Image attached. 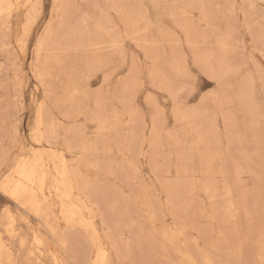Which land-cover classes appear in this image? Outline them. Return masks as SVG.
I'll return each instance as SVG.
<instances>
[{
    "label": "rangeland",
    "instance_id": "374dc122",
    "mask_svg": "<svg viewBox=\"0 0 264 264\" xmlns=\"http://www.w3.org/2000/svg\"><path fill=\"white\" fill-rule=\"evenodd\" d=\"M76 262L264 264V0H0V264Z\"/></svg>",
    "mask_w": 264,
    "mask_h": 264
},
{
    "label": "bare ground",
    "instance_id": "6f19581e",
    "mask_svg": "<svg viewBox=\"0 0 264 264\" xmlns=\"http://www.w3.org/2000/svg\"><path fill=\"white\" fill-rule=\"evenodd\" d=\"M4 2H5V0H4ZM40 104H41V103H40ZM41 106H42V104H41ZM41 113H42V111H41ZM183 118H184V117H183ZM102 129H103V128H102ZM98 130H99V129H98ZM100 130H101V128H100ZM42 133H43V132H42ZM35 139H36V138H35ZM83 149H84V148H83ZM85 149H86V148H85ZM86 150H87V149H86ZM56 154H57V153H56ZM58 155H59V154H58ZM62 157H63V156H62ZM56 158H58V157H56ZM35 159H36V158H35ZM35 159H34V160H35ZM37 161H38V160H37ZM52 161H53V160H52ZM76 161H77V160H76ZM40 162H41V160H40ZM43 162H44V161H43ZM45 162H46V161H45ZM77 162H78V161H77ZM36 164H37V163H36ZM38 164H39V163H38ZM38 164H37V165H38ZM46 164H47V163H46ZM32 167H33V166H32ZM36 167H37V166H36ZM42 167H43V166H42ZM23 168H24V167H23ZM34 168H35V167H33V169H34ZM62 168H63V167H62ZM62 168H61V170H63ZM35 169H36V168H35ZM55 169H56V168H55ZM42 170H43V169H42ZM21 171H22V169H21ZM30 171H31V169H30ZM25 172H26V170H25ZM25 172L20 173V176H21L22 180L29 181L30 178H31V177H29V173H30V172H28V174H26ZM63 172H64V171H63ZM16 173H17V172L15 171V175H16ZM18 173H19V172H18ZM64 173H65V172H64ZM34 174H35V173H34ZM39 174H40V173H39ZM48 174H49V173H48ZM57 174H58V173H57ZM32 175H33V174H32ZM32 175H31V176H32ZM43 175H44V174H43ZM45 175H46V174H45ZM46 176H47V175H46ZM63 177H64V176H63ZM66 177L68 178L69 176H66ZM66 177H64V178H66ZM72 177H73V176H72ZM60 178H61V177H60ZM44 179H45V178H44ZM61 181H62V180H61ZM82 181H83V180H82ZM43 182H44V181H43ZM67 182H68V181H67ZM17 183H18V182H17ZM27 183H28V182H27ZM45 183H46V182H45ZM65 183H66V182H65ZM65 183H64V184H65ZM18 184H19V183H18ZM20 184H22V182H21ZM20 184H19L20 187H18V188L15 190V192H14V195H15V196H16V195H20V194L23 193V188L21 187L22 185H20ZM43 184H44V183H43ZM70 184H71V186H72V183H70ZM70 184H68V185H70ZM11 185H12V184H11ZM16 187H17V186H16ZM16 187H15V188H16ZM43 188H44V186H43ZM61 188H62V187H61ZM69 188H70V187H69ZM69 188H68V189H69ZM25 189H26V188H25ZM27 189H28V188H27ZM79 190H80V189H79ZM26 191H27V190H26ZM57 191H58V190H57ZM92 192H93V195H94V194H97V192H96V193H95L94 191H92ZM92 192H91V193H92ZM66 193H67V192H66ZM83 193H84V191H83ZM85 193H86V192H85ZM57 194H59V193H57ZM58 198H59V197H58ZM80 198H81V197H80ZM37 199H38V198H37ZM37 199L35 198V201H36ZM93 199H94V197H93ZM96 199H97V197H96ZM69 200H70V199H69ZM35 201H34V202H35ZM90 201H91V200H89L88 203H90ZM93 201H94V200H93ZM93 201H92V202H93ZM94 202H95V201H94ZM29 204H30V203H29ZM36 204H37V203H36ZM90 204H92V203H90ZM94 204L97 205L96 202H95ZM106 204H107V203H106ZM37 205H39V203H38ZM32 206H33V205H32ZM34 206H35V210H36V205H35V203H34ZM34 206H33V207H34ZM97 206H98V205H97ZM22 207H23V206H22ZM84 207H85V206H84ZM39 208H40V206H39ZM37 209H38V208H37ZM98 210H99V209H98ZM67 211H68V210H67ZM68 212H69V211H68ZM68 212H67V213H68ZM70 212H71V211H70ZM37 213H38V211H37ZM65 213H66V212H65ZM72 215H73V212H72ZM101 215H102V214H101ZM51 216H52V215H51ZM44 218H45V217H44ZM45 219H46V218H45ZM51 219H52V217H51ZM54 219H55V218H54ZM73 219H75V218H73ZM67 220H69V219H67ZM49 221H50V220H48V222H49ZM53 222H54V221H53ZM69 222L71 223V221H69ZM49 223H51V222H49ZM8 224H9V223H8ZM55 224H56V223H55ZM49 225H50V224H49ZM74 225H75V224H74ZM79 225H80V224H79ZM9 227H10V226H9ZM49 227H50V226H49ZM11 228H12V227H11ZM52 228H53V227H52ZM57 228H58V227H57ZM59 228H60V227H59ZM72 228H73V227H72ZM105 228H106V227H105ZM74 230H75V229H74ZM57 231H59V230H57ZM72 231H73V230H72ZM76 231H77V229H76ZM65 232H67V231H65ZM68 232H69V231H68ZM70 232H71V231H70ZM77 232H78V231H77ZM84 232H85V231H84ZM73 233H75V232H73ZM73 233H72V234H73ZM55 234H56V233H55ZM59 234H60V233H59ZM75 234H76V233H75ZM75 234H74V235H75ZM87 234H88V233H87ZM54 236H55V235H54ZM88 236H89V235H88ZM59 237H60V236H59ZM62 237H63V236H62ZM62 237H61V238H62ZM86 237H87V236H86ZM57 238H58V236H57ZM65 238H66V237H65ZM69 239H70V238H69ZM77 239H78V238H77ZM90 239H91V238H90ZM90 239H89V240H90ZM58 240H60V239H58ZM65 240H67V239H65ZM65 240H64V241H65ZM89 240H88V241H89ZM86 241H87V240H86ZM88 241H87V242H88ZM196 241H197V239H196ZM59 242H60V241H59ZM61 242H62V240H61ZM89 242H90V241H89ZM89 247H90V246H89ZM89 250H90V249H89ZM72 251H73V250H72ZM90 251H91V250H90ZM68 252H70V251H68ZM70 253H72V252H70ZM70 253H69V254H70ZM74 253H75V252H74ZM74 253H72V254H74ZM87 253H88V252H87ZM89 253H90V252H89ZM75 255H76V257H77L78 253H77V254H74V256H75ZM90 255H91V254H90ZM100 255H101V254H100ZM72 256H73V255H72ZM207 256H208V255H207ZM78 257H79V256H78ZM78 257H77V260H78ZM74 258H75V257H74ZM98 258H99V256H98ZM209 258H210V257H209ZM80 259H81V258H80ZM73 260H74V259H73ZM77 260H74V261H77ZM83 260H85V258H84ZM80 261H81V260H80ZM78 262H79V260H78ZM83 262L85 263L86 260L83 261ZM95 262H96V260H95ZM98 262H99V261H98ZM96 263H97V262H96ZM103 263H104V262H103ZM76 264H77V262H76ZM79 264H81V263H79ZM86 264H88V263H86ZM110 264H111V263H110Z\"/></svg>",
    "mask_w": 264,
    "mask_h": 264
}]
</instances>
